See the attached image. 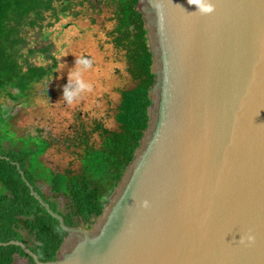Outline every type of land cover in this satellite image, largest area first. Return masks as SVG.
<instances>
[{
  "label": "water",
  "instance_id": "obj_1",
  "mask_svg": "<svg viewBox=\"0 0 264 264\" xmlns=\"http://www.w3.org/2000/svg\"><path fill=\"white\" fill-rule=\"evenodd\" d=\"M140 0L149 127L92 227L37 264H264V0ZM252 240L249 241L248 237ZM244 243H241V238Z\"/></svg>",
  "mask_w": 264,
  "mask_h": 264
},
{
  "label": "trees",
  "instance_id": "obj_2",
  "mask_svg": "<svg viewBox=\"0 0 264 264\" xmlns=\"http://www.w3.org/2000/svg\"><path fill=\"white\" fill-rule=\"evenodd\" d=\"M85 1L0 0V98L13 101L0 104V135L2 129L9 133L11 103L27 98L33 84L52 71L30 62L22 53L28 27H40L47 13L59 14ZM139 1L108 0L115 7L117 21L112 38L128 52L137 85L122 92L116 115L119 129L108 131L102 125L97 127L103 136L100 147L91 143L86 128L74 138L82 149L78 156L81 168L58 171L50 167L45 155L53 141L43 136H20L12 125L17 142L0 140V187L4 188L0 198V264H37L21 245L12 241L23 242L42 262L56 260L69 235L32 194L29 183L65 218L68 226L90 228L102 215L134 160L149 127L150 91L156 81Z\"/></svg>",
  "mask_w": 264,
  "mask_h": 264
},
{
  "label": "rangeland",
  "instance_id": "obj_3",
  "mask_svg": "<svg viewBox=\"0 0 264 264\" xmlns=\"http://www.w3.org/2000/svg\"><path fill=\"white\" fill-rule=\"evenodd\" d=\"M70 15L68 19H62L52 26H49V22L54 19L48 16L44 29H27L29 43H35L39 48L45 46L48 51L39 49L37 54L30 57L27 55L30 49L27 44L22 53L35 65L55 64L51 76V81L55 83L52 86L54 95L50 98L38 95L34 105L28 109L15 107L16 116L13 121L10 118L8 135L4 129L0 135L2 142H17L18 136L11 128L12 122L20 136L41 132L44 137L53 141L45 159L54 168L59 166L61 170L67 167L75 170L81 168L78 156L82 149L73 138L76 130L86 128L91 143L100 147L103 136L102 131H98V125L108 131L119 129L116 115L122 92L137 85L130 70L128 52L112 38L117 25L115 7L107 0H90L84 5L76 6ZM66 24L69 25L64 27ZM76 58L89 61L91 67L76 65ZM70 76L73 78L71 87L76 86L77 77L88 85L72 104L60 100ZM36 87L38 92L45 85L40 83ZM32 90L29 92H34ZM4 101L8 102L9 99L0 98V104ZM26 101L30 105L33 100L30 101L28 96ZM3 194L4 188L0 187V198Z\"/></svg>",
  "mask_w": 264,
  "mask_h": 264
},
{
  "label": "flooded vegetation",
  "instance_id": "obj_4",
  "mask_svg": "<svg viewBox=\"0 0 264 264\" xmlns=\"http://www.w3.org/2000/svg\"><path fill=\"white\" fill-rule=\"evenodd\" d=\"M88 1H90V0H87V1H85V2H88ZM108 1V0H107ZM85 2H83L84 4H85ZM110 3V2H109ZM83 4V5H84ZM74 10H75V7H73L72 9H70V10H67V11H62V12H60L59 14H54L53 12H50V13H47L46 14V20H44V22H43V25L42 26H37V27H30V28H45V23H46V21H47V19H48V16H50V18H53L54 20L53 21H50L49 22V26H52L54 23H59L60 21H62V19H68L71 15H70V12L71 11H73L74 12ZM69 24H66V25H63L64 27H67ZM29 28V27H28ZM62 32V31H61ZM29 39H28V37H27V42H26V45L28 44V46L30 47V49H29V53H28V55L30 56V57H32V55L33 54H37L38 53V50L40 49H42V51L43 52H46V51H48V48H45V46L42 48V46H41V48H39V46L37 45V44H30L29 43ZM32 45H34V46H32ZM26 47V46H25ZM54 66H55V64L54 65H49V66H47L49 69H51L52 71L49 73V74H47V75H45L40 81H38L37 83H35V84H33V88L32 89H34V92H32L31 91V93L29 92V95L28 96H30V101L31 100H33V101H31L30 102V105H27L26 103H27V101H26V98H23L20 102H16V103H11V107H12V111H11V117L13 118L12 119V121L14 120V118H15V116H16V114H15V111H17V108H16V110H15V107H18V108H25V109H28V108H30L32 105H34V102H35V100L37 99V96L38 95H40V94H42L41 95V97L42 98H50L52 95H54V87H52V86H54L55 85V83L54 82H52L51 81V76H52V74H53V68H54ZM40 83H44V85H45V88L43 89V90H38V92L36 91V89H37V84H40ZM62 92V91H61ZM34 97V98H33ZM9 99V98H8ZM10 102H13L12 100H9ZM57 101V100H56ZM11 125L13 126V122L11 123ZM82 124H80V126H81ZM99 126V125H98ZM97 126V127H98ZM13 129H14V131L16 132V133H18L17 132V130L13 127ZM36 129H38V128H36ZM37 131V130H36ZM82 131H84V129L83 130H76L75 131V134H74V137L73 138H76V137H79L81 134H82ZM19 134V133H18ZM26 136L28 137V136H43L44 137V135H42V133L41 132H39V133H29V134H26ZM46 138V137H45ZM47 161V160H46ZM47 163H48V165L50 166V167H52V168H54L53 167V164L51 163V162H49V161H47ZM55 170H58V171H60L61 170V168L58 166L57 168H54Z\"/></svg>",
  "mask_w": 264,
  "mask_h": 264
},
{
  "label": "clouds",
  "instance_id": "obj_5",
  "mask_svg": "<svg viewBox=\"0 0 264 264\" xmlns=\"http://www.w3.org/2000/svg\"><path fill=\"white\" fill-rule=\"evenodd\" d=\"M188 2L191 5H195L201 14H210L213 12V6L210 2H204V0H188ZM81 64H83L85 67H91L89 61L76 58V65H81ZM72 79H73L72 76H70L68 80V84L64 86L63 95L60 98V100L63 99L68 104H72L73 101L76 99V97L79 95V93L88 87V85H86L82 79L77 77L75 80L76 86L73 88L71 87ZM248 240L251 241L252 237L249 236ZM240 242L244 243L243 237L241 238Z\"/></svg>",
  "mask_w": 264,
  "mask_h": 264
}]
</instances>
